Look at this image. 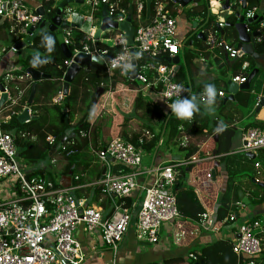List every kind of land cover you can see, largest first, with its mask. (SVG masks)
Segmentation results:
<instances>
[{
	"label": "crops",
	"instance_id": "1",
	"mask_svg": "<svg viewBox=\"0 0 264 264\" xmlns=\"http://www.w3.org/2000/svg\"><path fill=\"white\" fill-rule=\"evenodd\" d=\"M20 1L23 2L28 10L38 15L40 17V20L41 16L39 13H37L36 9L42 7L45 12V19L48 18L49 20L55 14L54 13L52 16H49L50 12L47 9L49 4H51L50 8L56 6L57 9V5L61 0ZM247 3L249 6L250 4H257L259 8L264 10V0H247ZM240 5L238 7H240ZM168 6L171 9L172 14L176 16L177 20L176 38L179 42V52L177 55L180 58L178 67L170 63L171 65H173L172 74L180 69V74L177 77L179 82L173 79V75L171 77V80L187 86L190 90L187 96L196 95L197 97H201V95L203 94L205 84H213L217 92L214 106L215 112L213 114L208 113L205 110L202 102L200 111L197 113V118L192 117L190 119V127L183 130L180 139L177 140L179 141V143H174L173 141H165V135L162 132V136L159 140L157 148L153 151L145 152V155L148 158V164L144 166L159 165L162 163H169L173 161L176 162L179 160H189L192 156H195V162H190L177 170L176 181L174 183L173 189L175 192L176 189H192L193 191H195L198 199L205 209L204 214L207 215V220L210 219L212 224L204 230H195L193 229V227H197V225H199L198 222H200L201 224V218L199 217L198 220H192L182 217V220L186 221V225H184L185 229L189 232L195 230L192 233L194 234L193 236H187L181 241V243L176 244L172 238L173 231H170V225L168 223H163L161 224L159 230V242L153 245L150 243L148 244L145 239L138 238V230L136 228L137 210L144 198V196L142 198V193L144 192L145 194V191L143 189L138 188L130 196L122 197L120 199L122 206L126 208L132 215V221L123 240L119 244L115 255H113L110 248L105 243H103L98 231L90 233L84 230L82 224L78 226L74 234L80 242L81 253L84 258L81 264H109V261L112 264L113 258L115 264H167V262H171L172 258L176 256H181L188 260L189 253H200L203 246L213 241L223 240L230 242L231 244L233 240L238 236L237 225L252 220H258L263 225V231L260 233L262 241V254L255 261L257 264H264V223L262 221V218H264V147L259 148L256 153L252 155L254 156L255 160L260 163V166L258 168H255L254 160H252V157L248 156L249 153L242 151L243 133L250 127L257 126V123L264 124V57L263 59L258 61L254 60L247 54H242L241 56L237 55L235 58H229L227 53L223 50V47L221 45L222 43L228 44L240 50V44L234 40L232 31L230 32L231 28L229 27V29L226 31L223 26L225 25L226 21H228V17L230 15H234L235 11L240 10L243 14L244 10H242L241 8L236 9L234 7V9H232V13H230L229 9L227 10L229 12L221 11V6L218 7V4L215 1L209 0L208 8L210 9V13L211 15H216V17L214 19L207 18L209 19V21L206 20L204 23H201L200 18H198L196 22H193L188 21L187 17H180L182 6H180L179 4L173 3L171 1ZM195 7H197L195 9V11H197V15L201 17L203 15V11H201L203 8V3H198ZM213 9H216L215 13H213ZM75 15V18L80 17L81 20H83L82 23H80L83 26V22L86 18L80 15L77 11H75ZM194 17L196 16L194 15ZM63 18L64 16L62 12L61 20H63ZM97 18L98 15L95 13L93 15V20L90 19L91 25H96L98 23V20L96 21ZM236 22L237 19L235 20V23ZM38 23L30 27H34V31L31 35L28 33L30 28L28 29L26 34L20 35L18 34V31L10 26V22L3 18L0 19V41L3 40V38L9 37L10 35H12L14 39L15 33L18 34L19 38L13 40L12 44H10V47H8L9 49H11L12 53H14L12 56H5V54H0V76L5 72L20 70L22 62L28 56L33 55L37 52L39 53L38 50L30 48L31 39L38 34H42L43 32L50 30H48V28H46L45 30H42V28H40L41 31L35 33L36 28H39ZM220 23L223 26H219ZM47 25L45 22V26L43 28L47 27ZM199 31H202L206 36L205 41L196 38V34ZM57 32H60V30H57L55 33ZM102 32L103 31H101L100 35L103 34ZM225 32H228L227 37ZM216 33L217 36L215 35ZM211 39L215 40V42L211 43ZM28 40L30 41V43L20 49H16L13 47V44H15L16 42ZM192 40L194 42H198L195 49L193 48L194 43ZM8 48L3 49L4 52H7ZM20 50H26V53L22 52L21 57L16 54V52ZM258 53L264 54V52ZM39 54L42 56L41 53ZM224 54L227 55L228 59L225 60ZM162 56L165 55H161L157 59ZM165 60L167 61L166 58ZM67 62L68 65V59ZM245 63H248L251 69L258 68L260 78H258V80L254 81L253 83L251 81L248 89L238 90L234 94L232 100L228 99L224 102L223 98L228 95L226 84L227 80H229L233 75L246 77L248 76L246 70L247 66L245 65ZM28 68L30 67H27L26 70ZM127 73L124 74L125 77H127ZM108 75L110 76L111 74ZM29 79L32 80L33 84L35 83L36 86L37 81L34 82L27 71L25 72V75L18 78H14L10 75L5 77L4 80H0V84H2L5 92L7 93L6 101H4L0 106V116L1 118H4L3 124L9 122V120L13 116H18L26 107L29 108V114L34 115L29 107L33 99L30 103L27 99L24 105H22L21 109L19 111H16V107L21 102L23 94L27 88L25 82L27 80L29 81ZM195 87H198V94L194 92ZM15 89L19 90L16 91ZM122 89L124 90L127 88ZM219 90L223 91V95L218 94ZM139 92H141L146 98L147 103H149V100H151L152 106L161 109L162 102L160 98L157 97L158 95L154 91V89H142L139 90ZM60 95L62 96V90L57 96L53 98V101L56 102L55 99ZM63 98L64 96H62L61 101L63 100ZM261 99H263V103L260 107H258ZM105 112L111 115L108 111ZM103 113L104 111L101 112V114ZM114 113L116 114V112ZM101 114L99 116L84 114L82 115V117L78 116L77 118H84L90 126L97 125L99 128L97 142L106 144L107 142L112 140V138L106 142L100 141L99 136H103V129L106 128L105 125L102 126V123L100 121L101 119L105 120V118L108 116V114H104L103 116H101ZM7 116H9V118H7ZM98 117H101L100 120L98 119L99 121L97 120ZM77 118L75 117V119ZM221 121L223 122L224 127H231L234 129V135L231 138L229 151L222 155L214 156L213 141L214 137L215 139L217 138V134L213 133L215 132L213 129L215 128L214 125H216V122L218 123ZM111 128L109 129V134H115V129L111 130ZM192 129H194L195 133H192ZM4 130L8 131L6 129ZM197 130H199L200 132H197ZM72 135L74 136L77 134L72 133ZM13 137L15 140L14 134ZM51 138L53 139V137ZM69 139L76 140V138L71 137H69ZM88 139H90V136H88ZM164 142L166 145L164 144ZM52 143L53 141L50 144ZM163 144L165 146L160 149ZM180 145H182L183 148H181ZM87 146L89 151H91L90 146L92 147L93 145H91L90 140L88 141ZM81 149L82 146H77L75 150H70L69 153L74 152L75 155H80L83 153ZM20 152L21 149L18 147V160L22 165V169L28 175L40 174V176H43L47 180L52 182L54 187L71 188L72 194L75 197L85 198L89 204L93 205L96 208H99L103 216H108L110 214L111 205L109 204L107 198L103 197L100 192L99 183L104 177L105 172V168L100 161H98L97 166H92L96 168V170L92 172V175L95 179L90 180L86 179L83 176L73 175L74 171L71 170V166L69 164L73 165L72 168L74 170L76 164L72 163L78 158V156L73 159L67 157V163H65V165L56 174H60L61 178L57 179L55 178L56 176H51L50 173H47V175H45V173L48 171L45 172V169H43L44 167H46V158L48 159L49 163L53 162V159H49L51 158V156H47L46 158L42 159L37 157L26 158L20 156ZM188 152H191L192 154L186 156ZM221 157H223L224 159H220ZM71 161L72 163H70ZM110 163V172L112 174L126 173L129 171V169L117 163ZM78 164L83 163L82 161H78ZM86 166H83L84 170L86 169ZM52 169L53 168H51V170ZM207 171H209L211 174V178L209 180L206 178ZM228 172L233 174V176H228ZM152 178L153 173L148 175L147 182H151ZM1 181L7 180L1 179L0 182ZM2 184L3 182L0 183V185ZM7 188V183L5 184V187H0V199L6 196L5 192H8ZM97 188L99 190V194L97 193ZM128 198L130 199V206L126 207L125 202ZM122 199L124 200L122 201ZM231 214L234 215L235 222H229L228 217ZM162 226L164 227L166 234L168 233L167 235L170 236L169 240L166 235L161 238ZM234 255L236 257V264H246V262L248 261L245 259V257L237 256L235 253ZM193 263L196 264V261H194Z\"/></svg>",
	"mask_w": 264,
	"mask_h": 264
},
{
	"label": "built area",
	"instance_id": "2",
	"mask_svg": "<svg viewBox=\"0 0 264 264\" xmlns=\"http://www.w3.org/2000/svg\"><path fill=\"white\" fill-rule=\"evenodd\" d=\"M212 1H215L219 7L225 0ZM240 1L229 0L230 13L234 7L240 5ZM170 2L171 0H152L151 13L146 20L145 0H88L90 16L93 17L95 13L100 15L98 23L83 29L75 20L76 15L69 11L60 27L62 42L69 49L74 46L73 50H70L71 56L85 53L101 59L106 57L103 65L108 74L114 70L126 74L121 67H113L112 60L123 56L124 61H131V49L134 54L139 52V58L133 56L137 70L136 78L133 80H140L144 90L154 89L156 82L161 84L156 93L162 102L160 110L165 115L171 111L168 105L179 98L173 85L183 86L185 91L180 93L182 97H186L190 92L184 84L171 80L173 65L155 62L161 55L174 56L179 52V42L176 38L177 20L168 6ZM103 6L106 8V17L117 24V28L102 32H115L111 36L114 38L113 44L120 47V51L115 54H109L107 49H100L97 46L99 38L94 37L102 23L100 10ZM130 8H133L134 14L129 13ZM127 15H131L130 23L134 29L131 45L127 42L126 33L118 27L125 21ZM243 15L246 19L261 18L255 24L253 21L251 26L246 24L247 31L259 32V36L255 37V43L261 42L264 39V10L257 4L249 6L246 2ZM1 18L10 22V26L20 35L26 34L31 26L40 21V17L28 10L20 0H0ZM219 26L223 25L220 23ZM75 31L82 34L77 42L74 39ZM210 42L213 43L215 40L211 39ZM221 45L229 58L238 55V48L225 43ZM144 58H148L149 63L142 65L140 69L147 68L156 72L152 84L138 70L137 62ZM246 79V76L233 75L229 80L241 84ZM218 94L223 95V91L219 90ZM61 98L60 95L55 101L60 102ZM3 122L4 118L0 116V180L6 179L9 187V179L14 177L11 185L14 190L8 191V197L4 196L0 199V264H81L84 258L80 242L74 234L81 224L86 232L98 231L103 243L115 255L132 221V215L122 206L120 199L130 196L138 188L145 191L136 214L138 238L145 239L150 244L158 243L159 230L163 223L170 225V231H174L176 227L181 230L182 216L177 208L173 186L177 170L190 162H195V156L189 160L144 166L142 158L147 151L141 146L142 138H139L137 143H133L116 137L106 144L97 142L96 147L90 146L91 152L105 168L104 177L99 183L100 192L107 198L111 210L108 216H103L101 210L89 204L85 198L75 197L71 188L54 187L52 182L43 176L28 175L18 160V147L13 134L3 129ZM48 141L51 143L53 139L49 137ZM262 147H264L263 129L250 127L243 133V152L254 155ZM252 160L255 168H258L260 163L254 156ZM110 162L117 163L129 171L112 174ZM152 173L151 182H147L148 175ZM207 177L211 178L210 172L207 173ZM200 218L202 221L201 224L198 222L200 230L212 224L210 219L207 220L206 214L202 213ZM228 220L235 222L234 215L231 214ZM262 231L263 225L258 220L237 225L238 236L231 243V247L237 256L248 260L246 264H257L255 260L262 254L260 236ZM112 264H115L114 258ZM188 264L194 263L190 261Z\"/></svg>",
	"mask_w": 264,
	"mask_h": 264
},
{
	"label": "trees",
	"instance_id": "3",
	"mask_svg": "<svg viewBox=\"0 0 264 264\" xmlns=\"http://www.w3.org/2000/svg\"><path fill=\"white\" fill-rule=\"evenodd\" d=\"M195 4L203 3V15L200 17V22L204 23L207 18H211L210 9L208 8L209 0H192ZM53 3V2H52ZM171 3V2H170ZM48 6V11L50 12L49 16H52L56 11V6L50 8ZM101 12V10H100ZM129 13L134 14L133 8H130ZM208 14V15H207ZM236 17L234 15H230L228 17V21H226L223 26L227 31L229 27L231 28L232 35H234V40L238 42L236 38V31L233 27L229 26L230 24H234ZM49 35L55 37L54 50L52 52H48L47 49L42 45V34H38L31 39V49L38 50L39 53L42 54L41 58L47 57L50 62L33 66V58L34 54L28 56L21 64V69L16 71L5 72L0 76V80H4L7 76H13L14 78H18L20 76L25 75L26 68L32 67L37 69L41 73L47 74L48 78L40 79L36 82L35 92L32 103L29 105L32 113L36 115V118L30 119L26 122H19L17 120V115L13 116L9 122L2 124V127L15 136V144L17 147L21 149L20 156L26 158H46L51 155L50 152L55 149V152L61 154L66 157H76L73 153H69V151L75 147L74 143L70 141L69 134H78L83 131L90 136L91 145L96 146V142L98 140V126H90L85 119L79 118L77 122L72 124L75 117L80 114L91 115V109L94 104L100 97V94L106 92L107 90L114 91L118 88L119 85H127V88H130L129 85L133 84L135 81H131L129 78L125 77L118 70H114L109 76L105 65H100L97 63H86L75 75L72 82L70 83L69 93L60 103H56L53 101V98L59 94L62 90V76L67 67V59L63 56L59 43L56 39V33L51 31H46ZM226 37H227V33ZM224 33V34H225ZM113 35L112 31L104 32L101 34L97 41V46L100 49H107L109 54H115L120 51V47L115 44H110L106 42L108 38ZM82 34L80 32H74V39L77 42V39L80 38ZM238 45V44H237ZM74 46L70 47V50H73ZM256 48L258 52H264V39L261 42L256 44ZM165 56L160 57L155 62L156 64H166L171 65L165 60ZM149 63L148 58H144L143 60H139L138 70L139 73H142L146 76L147 80L152 84L156 78V72L151 69L144 68L140 69L142 65ZM247 72L251 70L248 66L246 67ZM180 69L174 72L173 79L179 82L177 77L179 76ZM27 88L23 94L22 100L19 105L16 107V111H19L24 105L25 101L28 99L29 93L31 91V87L33 81L29 79L25 82ZM161 87L159 82H156V86H154V91L156 92ZM16 91L19 89H15ZM136 107L144 108L146 106L145 97L141 92L137 93ZM67 112V120H64L63 111ZM155 114L160 120V131L155 134L151 127L144 125V129L149 137L141 132H133L128 131L126 126V119L123 124L120 126L123 127L120 131V136L130 142L137 143L139 138L143 139L141 146L146 151H153L157 148L159 140L162 136V132L165 135V141L174 143H179V140L183 130L190 127V119H179L173 114L171 111L167 113V116L164 119V115L161 110L158 108H154ZM197 113L194 114L193 117L197 118ZM85 117V116H84ZM220 122H216L214 125V131L217 125ZM258 127L264 129L263 123H257ZM252 126V127H257ZM71 131V132H70ZM192 133H195L194 129L191 130ZM197 132H200L197 130ZM217 134V138L214 137V149L213 155L218 156L222 155L229 151L231 138L234 135V129L231 127H224V130L220 133L216 131L213 132ZM48 137H53V143L50 144L47 141ZM88 140V141H89ZM88 142H85L87 144ZM56 146V147H55ZM183 148L182 145H180ZM76 149V147H75ZM69 153V154H67ZM191 152H188L186 156L191 155ZM220 159H224L221 157ZM72 163V161L70 162ZM206 178L209 180L210 178ZM228 176H233L230 172H228ZM97 193L99 194V190L97 188ZM176 203L177 208L179 210L180 215L183 218H189L192 220H198L200 215L205 212V209L198 199L195 191L192 189H176ZM124 199H122L123 201ZM130 199L128 198L125 202L126 207L130 206ZM186 225V221L182 220L181 230L179 228H175L176 231H173L172 238L176 244L181 243L183 239L187 236H193L192 234L195 230H200L198 227H193L192 231H187L184 227ZM179 230V231H178ZM188 261H196L197 264H236V257L232 250L230 242L217 240L213 241L209 244H206L202 247L201 252H191L188 256ZM187 262V264L189 263Z\"/></svg>",
	"mask_w": 264,
	"mask_h": 264
},
{
	"label": "rangeland",
	"instance_id": "4",
	"mask_svg": "<svg viewBox=\"0 0 264 264\" xmlns=\"http://www.w3.org/2000/svg\"><path fill=\"white\" fill-rule=\"evenodd\" d=\"M234 1V0H232ZM55 2V1H54ZM88 0H84L83 4H77L74 2L68 3L66 5V11L64 10L63 12V16L67 15L68 12H72L75 15V11L79 12L80 15L84 16L86 19L83 22V29H88L91 25V20L89 17L90 16V8L88 5ZM196 4L194 2L189 3L188 5L181 7V16L180 17H187L188 21H193L196 22L198 18H200V16L197 15V11H195V9L197 7H195ZM236 9H240V7L236 6ZM73 10V11H71ZM194 15L197 17H194ZM216 17V15H211V18L214 19ZM194 18V19H193ZM76 21H78L79 23H82L83 20H81L80 17H76L75 18ZM93 20V17H92ZM99 21V15L98 18L96 19V21ZM49 20L48 18L46 19V25L48 24ZM47 27L42 28V30H45ZM58 30H61V28H58ZM41 31L40 28H36L35 33ZM113 34L115 33L114 31H112ZM217 36V33L215 34ZM15 39H19L18 38V34H14V39L13 36L10 35L7 38H3V40L0 41V54H5V56H12L14 53H12L11 49H9L8 47H10V44H12L13 40ZM193 41V40H192ZM106 42L113 44L114 43V38L110 37L106 40ZM193 48H196V44L198 42H194ZM188 47V46H187ZM8 48L7 52H4L3 49ZM22 52L26 53V50L23 51H17L16 54H18L19 57H21ZM248 73V72H247ZM258 78H260V74L258 73L257 75L254 76V78L252 79V83L254 81H257ZM131 80V79H130ZM131 81H135L133 84H130L129 87L127 88V85L124 84L123 85H119L117 89H115L112 92H109L111 90H107L106 92L100 94V97L98 98V100L96 101V103L94 104L93 108L95 107V111L93 112V108L91 109V115L92 116H99L101 114L102 111H104L103 114H101V116H103L104 114H108L105 111H108L111 115L108 114V116L105 118V120L101 119V123L102 126L105 125V129H103V136H99L100 137V141L102 142H106L109 139H115L116 137H119L121 139H123L120 136V131L123 127H121L120 125L123 124L124 120L126 119V126L125 128L128 131H133V132H141L143 134H145L146 136L148 135L144 129V125H147L149 127L152 128L153 132L155 134L159 133L160 131V120L158 119V117L155 114L154 111V106L151 105V100H149V103L146 102V106L144 108H137L136 107V100H137V93L139 92V90H142V82L140 80H131ZM123 86V87H122ZM122 88H127V89H122ZM198 91V87L194 88V92H196L197 94L199 92ZM142 94V93H141ZM146 101V99H145ZM121 110V113H120ZM111 111V112H110ZM116 112V114L114 113ZM80 116V114H78L76 116V118ZM167 116V114L164 115V119ZM81 118V117H79ZM101 117H98L97 120H100ZM75 121L72 122V124H74V122H77V119H74ZM98 120V121H99ZM109 120V121H108ZM105 123V124H103ZM112 127V128H111ZM113 130L115 129V134H109L110 129ZM84 134V135H83ZM99 135V134H98ZM106 135V136H105ZM149 136V135H148ZM147 136V137H148ZM69 137L71 138H76V140H70L73 141L75 147L77 146H82L81 151L83 152L80 155H76L78 156V158L76 160H74V162L72 164H76V167H74L73 170V165L69 164L71 167V170L74 171L73 175H79V176H83L86 179H90V180H94V176L92 175V172L96 170L95 167L92 166H97L98 164V160L95 154H93L91 151H89L87 144H85V142H88V134L81 131L80 133H78L77 135H72L69 134ZM165 144V142H164ZM163 144V146L160 147V149H162L165 145ZM56 147V146H55ZM75 147H73L71 150H75ZM51 155H49L48 157L51 156V158L49 159H53L52 163L48 162V159L46 158V167H44L43 169H45V175H47V173H50L51 176H56L55 178L60 179L61 176L60 174L56 175L59 170L65 165V163H67V157H64L58 153L55 152V149H53L52 152H50ZM21 158V157H20ZM74 157H70V159H73ZM78 161H82L83 164H78ZM142 164L146 165L148 164V158L145 156H143L142 158ZM86 165H90V166H86V169L84 170L83 166ZM80 166V167H79ZM50 168V171H49ZM51 168H53L51 170ZM40 175V174H38ZM3 182L2 185H0V187H5V184L8 181H1ZM0 182V183H1ZM14 182V177H11L9 179V187L7 188V190L9 192H12L11 185H13ZM5 195L8 197L9 194L8 192H5ZM144 196V192L142 193V198ZM262 221L264 223V218H262ZM160 233V232H159ZM168 234V233H167ZM164 227L162 226L161 229V238H163L165 235L168 237V240L170 239V236L167 235ZM171 243V242H170ZM153 244H157V243H151ZM172 244V243H171ZM173 246V245H172ZM188 260L185 259L184 257L181 256H176L172 258L171 262H167V264H187ZM109 264L110 261H109Z\"/></svg>",
	"mask_w": 264,
	"mask_h": 264
},
{
	"label": "water",
	"instance_id": "5",
	"mask_svg": "<svg viewBox=\"0 0 264 264\" xmlns=\"http://www.w3.org/2000/svg\"><path fill=\"white\" fill-rule=\"evenodd\" d=\"M173 3L179 4L180 6L184 7L186 5H188L189 3L192 2V0H171ZM77 3V4H82L83 0H61L58 5H57V9L55 11V14L49 19V23L47 25L48 30L52 31V32H56L58 30V28L61 26L62 20H61V14L62 12H64V10H66L65 6L68 3ZM246 2L247 0H241L240 1V8L242 10L246 9ZM151 3L152 0H145V15H146V19L149 18L150 13H151ZM229 0H225L224 3L221 6V11H227L229 8ZM37 13L40 14L41 16V20L38 23V27L39 28H43L45 26V12L43 10L42 7H39L36 9ZM216 12V9H213V13ZM229 12V11H227ZM106 8L105 6L102 7V11H101V17H102V23L100 25V27L96 30L94 37L96 39L99 38L101 31H104L106 29H115L117 28V24L114 21H111L108 17H106ZM234 16L237 19V22L235 24H230L229 26H233V28L235 29V31L237 32V39H238V43L240 44V50L238 53V56H241L242 54H247L249 55L251 58H253L254 60L258 61L263 59L264 54H259L256 51V43H255V37L259 36V32L253 30V31H247L246 30V24H250L254 21L253 24L257 23L260 21V17L256 18L255 20L253 19H246L244 18V15L241 13L240 10H237L234 12ZM131 20V16L127 15L125 21H123L122 23L119 24V29L123 30L126 33L127 36V42L129 45H131L133 43V26L130 23ZM34 31V27L30 28L29 30V34L31 35L32 32ZM196 38H199L200 40L205 41L206 40V36L204 35V33L202 31H199L196 34ZM56 39L59 43V46L61 48L62 54L63 56L68 59L69 64L66 67V70L63 74L62 80V96H67L69 93V88H70V83L72 82L73 78L75 77V75L77 74V72L86 64V63H97L100 65L104 64V61L107 59L106 57L104 59H101L99 57H96L94 55H88L85 53H77L73 56H71V52L70 49L62 42V36L60 32L56 33ZM30 43V41H19L16 42L15 44H13V47L16 49H20L26 45H28ZM131 63L133 64V68L127 73V77L129 79H135L136 78V74H137V70H136V61L134 59V52L131 49ZM224 58L225 60L228 59L227 55L224 54ZM167 62L173 64L174 66L178 67L180 58L179 56L176 54L174 56H167L166 57ZM261 62V61H259ZM245 65L248 67L249 64L245 63ZM28 72V74L31 76V78L34 80V82L42 79V78H48L49 76L47 74L41 73L40 71H37L34 68H28L26 70ZM259 73V69L258 68H253L248 72V76L247 79L244 83L241 84H236L231 82L230 80H227L226 84H227V92L228 95L225 96L223 98V101L225 102L228 99H233L234 94L238 91V90H246L249 88V85L252 81V79L254 78L255 75H257ZM0 91H1V96H0V106L2 105V103L4 101H6L7 99V93L4 90V87L2 86V84H0ZM34 92H35V83L32 85V89L28 98V102L30 103L33 99L34 96ZM263 103V99H261L260 103L258 104V107H260ZM63 117L64 120H67V114H66V110L63 111ZM37 116L34 115H30L29 114V108H24V110L17 116V120L21 123L26 122L30 119L36 118ZM248 156L252 157L251 154H248ZM149 244V242H148ZM197 264V263H196Z\"/></svg>",
	"mask_w": 264,
	"mask_h": 264
},
{
	"label": "clouds",
	"instance_id": "6",
	"mask_svg": "<svg viewBox=\"0 0 264 264\" xmlns=\"http://www.w3.org/2000/svg\"><path fill=\"white\" fill-rule=\"evenodd\" d=\"M54 44H55V37L49 35L47 32H43L42 45L47 49L49 53L54 50ZM134 56L136 58H139L140 53L137 52L134 54ZM48 62L50 61L47 57L41 58V55L38 52L34 54V58L32 61L33 66L42 65ZM112 65L113 67H121L122 71L125 73H127L129 70H131L134 67L130 61H124L123 56L114 58L112 60ZM173 88L179 98L174 103L168 105V107L171 109V112L175 114L177 118L191 119L194 116V114L200 111L202 102L205 110L208 113L213 114L215 112L214 106H215L217 92L213 84L211 83L205 84L204 92L201 97H197L196 95L182 97L180 93L185 91L183 86L173 85ZM94 111H95V107L93 108V112ZM223 130H224V125L223 122L221 121L217 125L215 131L217 133H220Z\"/></svg>",
	"mask_w": 264,
	"mask_h": 264
},
{
	"label": "bare ground",
	"instance_id": "7",
	"mask_svg": "<svg viewBox=\"0 0 264 264\" xmlns=\"http://www.w3.org/2000/svg\"><path fill=\"white\" fill-rule=\"evenodd\" d=\"M214 4V3H213ZM215 5V4H214Z\"/></svg>",
	"mask_w": 264,
	"mask_h": 264
}]
</instances>
